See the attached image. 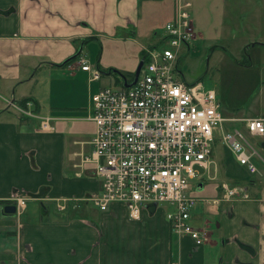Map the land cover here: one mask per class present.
<instances>
[{"label":"crops","instance_id":"obj_1","mask_svg":"<svg viewBox=\"0 0 264 264\" xmlns=\"http://www.w3.org/2000/svg\"><path fill=\"white\" fill-rule=\"evenodd\" d=\"M248 2L251 18L261 19L264 0ZM175 13L176 0H0V264H264V140L247 135L260 156L252 158L254 175L223 145L214 172L222 170L228 180L220 184L238 186L248 199H215L219 214L206 205L202 216L191 211L189 223L204 235L201 245L173 235L159 205L144 206L131 220L122 203L100 211L87 201L101 190L94 165L82 163L95 131L87 116L104 85L102 78L89 81L78 61L114 70L120 88L117 72L131 82L134 70L132 58L103 59V48L94 62L83 49L89 54V42H136L141 35L155 37V45ZM160 15L161 36L155 29ZM23 101L52 117V129L12 108ZM260 116L229 111L224 117ZM13 194L28 200L21 213L7 215L3 208Z\"/></svg>","mask_w":264,"mask_h":264},{"label":"built area","instance_id":"obj_2","mask_svg":"<svg viewBox=\"0 0 264 264\" xmlns=\"http://www.w3.org/2000/svg\"><path fill=\"white\" fill-rule=\"evenodd\" d=\"M190 7L189 0H176L175 16L164 25L161 39L143 47V66L132 87H103L92 96L87 120L94 123L95 131L90 154L82 163L94 165L100 180V192L87 200L98 210L122 203L129 218L138 220L144 206L167 204L171 210L166 219L173 235L187 236L201 245L204 235L189 223L198 201L187 195L190 181L202 179L195 168L208 173L220 138L239 165L257 174L252 158L260 156L247 135L264 140V116L224 117L214 90L176 76L180 50L196 37ZM78 63L89 81L100 80L98 67L84 58ZM11 106L20 115L39 121L42 130L52 129L53 118L35 113L30 102ZM235 122L244 130L224 131V124ZM194 188L200 189L199 185ZM221 190L224 201L248 198L241 188L227 183H222ZM27 200L13 194L10 203L19 214ZM209 202L202 199L205 205ZM64 203L58 208L63 210Z\"/></svg>","mask_w":264,"mask_h":264},{"label":"rangeland","instance_id":"obj_3","mask_svg":"<svg viewBox=\"0 0 264 264\" xmlns=\"http://www.w3.org/2000/svg\"><path fill=\"white\" fill-rule=\"evenodd\" d=\"M189 1L194 30L201 38L195 37L188 47L180 50L176 63V76L187 83L201 82L205 88L214 90L223 116L228 115L229 111L235 112L237 116L264 114V10L258 13V15L262 14L261 19L256 18L255 15V20L251 18L254 14H250L253 8L250 10L251 5L248 0ZM204 10L209 16L208 19L205 18ZM155 20L156 32L161 36L160 24L163 19L160 15ZM222 27H225L224 33ZM230 31L235 38L229 36ZM155 42L156 38L149 39L148 35L139 36L136 42H125L123 39L98 40L88 43L90 47L87 49L90 53L83 49V56L92 53L95 62L104 48L103 59L124 63L125 59L132 58L131 64L135 72L143 58L140 46L147 47L154 45ZM110 53L116 54L115 57H110ZM101 72V83L104 87L120 88L117 81H114L115 78L120 79L118 75L109 73V68ZM119 72L128 76L122 71ZM227 125H223L225 132L233 130V124ZM223 147L218 138L213 151V164L208 173L195 168L202 174V179L190 181L191 188L187 192L188 196L198 199L192 210L193 214L200 213L199 215L202 216L204 213L203 209L200 210L205 205L202 199L210 201L206 204V210L216 214L220 212L213 201L221 199V193L218 192L220 181L228 179L219 168L214 172V161L220 157ZM197 185H202L203 189L196 190L194 187ZM223 206L225 203L220 207ZM159 207L165 213L171 210L167 204H161Z\"/></svg>","mask_w":264,"mask_h":264},{"label":"water","instance_id":"obj_4","mask_svg":"<svg viewBox=\"0 0 264 264\" xmlns=\"http://www.w3.org/2000/svg\"><path fill=\"white\" fill-rule=\"evenodd\" d=\"M78 55H79V53L73 59H75ZM142 66H143V62L140 61V63L138 64V67H137L136 71L134 72L133 79H132L131 82H128L124 76H121L120 75V77L122 78V83H123L122 84V87L123 88H126V89L127 88H130V87H132L136 83L137 78L139 76V73H140V70H141ZM115 72H117V71H115ZM3 212L5 214H7V215H13L16 212V207L13 204L12 205L11 204L10 205L8 204V205L4 206Z\"/></svg>","mask_w":264,"mask_h":264},{"label":"trees","instance_id":"obj_5","mask_svg":"<svg viewBox=\"0 0 264 264\" xmlns=\"http://www.w3.org/2000/svg\"><path fill=\"white\" fill-rule=\"evenodd\" d=\"M74 59H70V60H68L67 62H66V64L67 63H69V62H71V61H73ZM143 59H141V61H142ZM143 62V61H142ZM112 71H114V70H109V73L110 72H112ZM119 75H121V76H124L123 74H121V73H119V72H117ZM125 78H126V76H124ZM130 79L132 80L133 79V76L132 77H130ZM27 101H23L22 103H21V105H24L25 103H26Z\"/></svg>","mask_w":264,"mask_h":264},{"label":"flooded vegetation","instance_id":"obj_6","mask_svg":"<svg viewBox=\"0 0 264 264\" xmlns=\"http://www.w3.org/2000/svg\"><path fill=\"white\" fill-rule=\"evenodd\" d=\"M228 184V183H227ZM221 185H222V183L220 184V187H219V189H218V192H220L221 193V198H222V190H221ZM230 185V184H229ZM231 186V185H230ZM238 187V186H237ZM248 199V198H247Z\"/></svg>","mask_w":264,"mask_h":264}]
</instances>
